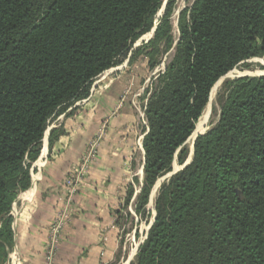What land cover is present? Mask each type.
<instances>
[{"label": "trees", "instance_id": "trees-1", "mask_svg": "<svg viewBox=\"0 0 264 264\" xmlns=\"http://www.w3.org/2000/svg\"><path fill=\"white\" fill-rule=\"evenodd\" d=\"M164 1L0 0V264L14 247L13 204L31 186L52 123L107 71L143 50L154 70L159 45L171 48L174 2L157 18ZM188 1L173 55L145 92L139 212L173 163L184 165L214 86L264 55V0ZM223 89L218 121L196 137L189 164L160 184L134 264H264V76ZM48 133L50 151L59 134Z\"/></svg>", "mask_w": 264, "mask_h": 264}, {"label": "crops", "instance_id": "crops-1", "mask_svg": "<svg viewBox=\"0 0 264 264\" xmlns=\"http://www.w3.org/2000/svg\"><path fill=\"white\" fill-rule=\"evenodd\" d=\"M122 88L119 81L110 80L96 95H90L86 105L82 102L75 105V107L81 105L83 108L87 106L86 114L83 113L85 121L82 116L84 109L81 108L80 113L76 112L70 118L73 119L70 121H76L75 124L80 122L77 128L69 133L66 130L65 135L59 138L51 150L47 149V153L54 155L55 159L47 163L45 168H41L39 176L31 179L30 188L17 197V201L23 197V202L31 201L33 204L31 222H28L29 218H23L21 223L15 225V245L22 262H27L24 260L26 257V260H29L28 264L45 263L46 249L50 245L49 233L54 225L55 197L50 194V188L53 181L59 179L63 187L61 198L64 197L69 204L74 199L79 210L73 214L76 217L73 224L66 226L68 228L64 231L65 238L55 255V264H110L114 261L121 233V228L115 220L114 208L122 196L121 185L129 187V184H133V178L140 183L142 181L144 133L140 135L131 130L128 140L118 141L120 134L117 131L120 130L117 127L108 128L105 132L107 139L105 138L99 145L95 160L87 164L81 176L72 172L73 169L77 172L82 167V164L81 166L78 164L87 142L94 137L100 138L95 121L105 116L108 118L115 116L116 101ZM121 117L126 121L120 119L123 122L113 123L120 128L132 120L126 110L121 113ZM116 134L119 136H115ZM136 151L140 155L139 164L135 159ZM71 175H74L73 189L69 186ZM88 200L93 203L86 207Z\"/></svg>", "mask_w": 264, "mask_h": 264}, {"label": "rangeland", "instance_id": "rangeland-1", "mask_svg": "<svg viewBox=\"0 0 264 264\" xmlns=\"http://www.w3.org/2000/svg\"><path fill=\"white\" fill-rule=\"evenodd\" d=\"M168 1L170 0L164 1L162 9L158 13L157 18L161 17ZM172 1L174 2V7H173L174 9L170 20L172 26L173 43L167 53H164L165 46L163 43H161L157 48L159 54L158 55L155 54L154 57L157 60H161L160 65L154 68V70H149L147 66L148 58L147 55L144 54L146 51L143 50L140 55L136 56L135 60L132 63L128 64V59H129L128 58L122 65L107 71L105 74L100 76L94 82V85L90 91V95L91 94L96 95V93H98L101 90L102 86L110 80L119 81V83H121L123 88L120 91L121 93L119 94V97L117 98L116 101V105H115L116 112L114 114L115 116L111 118L105 116L104 118L95 121L97 129L99 128V131L101 132V133L98 132L100 138L94 137V139H90L87 142V145L85 147V152L80 158L81 161L79 162L78 166H81V164L88 159L89 150L92 148L93 145L96 146L95 153L97 155L98 147L102 143V141L105 140L106 138L105 132L108 128L117 127V129L120 130L117 131L120 134V136L118 135L120 137L118 141H122V139L128 140L130 138L128 135L129 133H131L130 132L131 130H134L133 132H137V134L140 135L141 133L142 134L144 133V129L146 128L144 110L146 106V97H147L145 92L150 88L156 76L162 72V70L165 67V64L172 57L174 44L178 37V28H177L178 17L182 11L188 9V7H190L191 5V2L188 0H172ZM153 32L154 29L148 34L141 37L134 45V48L139 49L143 43H148L149 41H151L153 37ZM136 49H134L132 55L134 54ZM262 76H264V55L259 58H255L240 64L237 68L232 70L223 79H221L212 89L210 101L196 126L195 132L197 131L196 132L197 135L204 134L218 121L221 104L224 99L223 87L227 81H231L237 78L262 77ZM89 97L87 99H89ZM87 99L83 100L84 102L82 101L84 105L87 104L88 101ZM81 108L83 107H81L80 105L71 112L69 110L65 115H61L59 118H57V120H55L52 123L49 130L56 129V131L59 134L57 141L59 140L60 137L65 135L66 130L69 133L70 131L75 130L77 128L80 122L75 124L76 121H70L73 120L70 118H72L76 114V112L80 113V110H82ZM83 109L84 110H82V116L83 113L86 114L87 106H85ZM125 110L128 111V113L131 115L132 120L130 121V123L128 122L123 124V128H120L119 126H115L113 123L118 121L123 122L122 120H125L122 119L121 117V113H123ZM119 113L120 115H118ZM83 119L85 121L84 116ZM49 130L47 131L44 141L42 143V147H41L42 155H40L38 161H36L32 165L30 171L32 180L37 176H39V172L41 168L42 169L45 168L47 166V163L52 162L55 159L54 155H51V153L50 154L47 153ZM103 130L104 133H102ZM195 132L185 145V150L187 154L185 158V163L187 161L190 162L191 160V150L193 147L192 141L194 136L196 135ZM115 136H117V134ZM134 143H136V137L134 139ZM96 155L93 158V160H95ZM135 159L138 162L137 164H139L140 155L138 154V151L135 152ZM182 167L183 165H178L176 162L173 163L172 171L166 174L165 176H163L162 178H160L157 184L151 190L148 196L147 203L141 209V212H139L138 210V202L136 201V196L139 194L141 188V183L139 182V180L136 182L135 178H133V184H129V186H131L130 188H132V194L130 196L128 203H126L127 202L126 198L130 192V188L129 187L126 188L127 185L120 186L121 188L120 192L122 196L119 198L120 200L117 201V206L114 208L115 220L119 225V227L121 228V233L119 236L120 243H119V248L116 250L114 261L110 264H134L138 252V248L145 241L147 233L150 230L155 218V214H156L155 200L158 196V190L160 184L162 182L167 181L174 173H177L179 170H181ZM79 168L80 167H76V169ZM85 170L86 168L84 169V171ZM59 181L60 179L54 180L52 184L53 186L52 188H50L51 189L50 194L55 197V203H53L54 225L52 231L49 233V242H50L49 244L51 245V240L52 243H55L54 244L55 255L58 250V246L65 238L64 231L65 229L68 228V227L66 228V226H69L70 223L73 224V220L76 219V217L73 216V214L76 212V210H79L77 205H75L74 199H72L71 203L69 204L67 200H64V197L61 198L62 196L61 191L63 187H61L62 181L61 182ZM74 186L75 184H73L72 187ZM18 196L20 197L21 193ZM17 199L15 200V203L13 204L11 211V216L13 218V225H12L13 231H15L16 228L15 225H17V223L18 224L21 223L23 218H27V219L29 218L30 220H28V222H31V218H33L32 216L33 204L31 203V201L29 203L23 202L24 201L23 197L20 198L18 201ZM91 203H93V201L88 200L86 207H89ZM15 241H16V236L14 235V247L13 250L9 253L8 260L6 261L5 264H26L29 260H26V257H24V260L27 262L26 263L22 262V259L20 258L19 255V251H17ZM54 264H55V257H54Z\"/></svg>", "mask_w": 264, "mask_h": 264}, {"label": "built area", "instance_id": "built-area-1", "mask_svg": "<svg viewBox=\"0 0 264 264\" xmlns=\"http://www.w3.org/2000/svg\"><path fill=\"white\" fill-rule=\"evenodd\" d=\"M95 152H96V146L93 145L92 148L89 150L88 159L82 163V167L80 168V170L76 172L75 169H73L74 171L72 173H76L77 176H81V174L84 173V169L86 168L87 164L89 162H91L93 160V158L95 157V155H96ZM73 177H74V175L70 176L71 182H69V186H71L72 189H73L72 181H74ZM73 192H75V189ZM54 244L55 243H52V240H51V245H49L47 252H46V258H45L44 264H54V257H55V253H54V247L55 246H54Z\"/></svg>", "mask_w": 264, "mask_h": 264}, {"label": "water", "instance_id": "water-1", "mask_svg": "<svg viewBox=\"0 0 264 264\" xmlns=\"http://www.w3.org/2000/svg\"><path fill=\"white\" fill-rule=\"evenodd\" d=\"M198 135H202V134H198ZM198 135H195L194 136V138H193V141H192V145H193V143H194V141H195V139H196V137L198 136ZM193 154V147H192V150H191V155ZM189 164V161H187L184 165H183V167H182V169L185 167V166H187ZM175 174V173H174ZM173 174V175H174Z\"/></svg>", "mask_w": 264, "mask_h": 264}, {"label": "bare ground", "instance_id": "bare-ground-1", "mask_svg": "<svg viewBox=\"0 0 264 264\" xmlns=\"http://www.w3.org/2000/svg\"><path fill=\"white\" fill-rule=\"evenodd\" d=\"M196 132H197V131H196ZM196 132H195V133H196ZM196 135H197V133H196ZM154 194H155V193H154ZM154 196H155V195H154ZM152 197H153V196H152Z\"/></svg>", "mask_w": 264, "mask_h": 264}]
</instances>
